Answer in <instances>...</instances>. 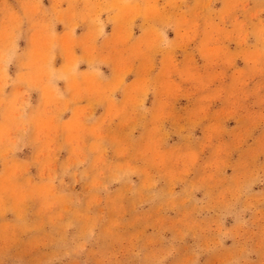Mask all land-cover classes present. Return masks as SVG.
I'll use <instances>...</instances> for the list:
<instances>
[{
    "label": "rangeland",
    "instance_id": "374dc122",
    "mask_svg": "<svg viewBox=\"0 0 264 264\" xmlns=\"http://www.w3.org/2000/svg\"><path fill=\"white\" fill-rule=\"evenodd\" d=\"M0 264H264V0H0Z\"/></svg>",
    "mask_w": 264,
    "mask_h": 264
}]
</instances>
